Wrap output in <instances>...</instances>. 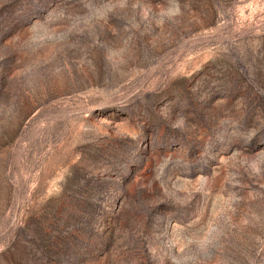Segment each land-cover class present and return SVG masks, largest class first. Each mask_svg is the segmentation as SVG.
Listing matches in <instances>:
<instances>
[{
	"label": "rangeland",
	"instance_id": "1",
	"mask_svg": "<svg viewBox=\"0 0 264 264\" xmlns=\"http://www.w3.org/2000/svg\"><path fill=\"white\" fill-rule=\"evenodd\" d=\"M0 264H264V0H0Z\"/></svg>",
	"mask_w": 264,
	"mask_h": 264
}]
</instances>
